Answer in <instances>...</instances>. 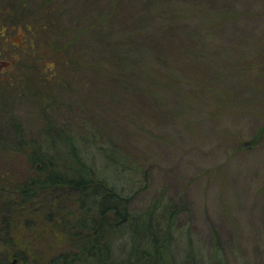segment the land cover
<instances>
[{"label":"rangeland","instance_id":"obj_1","mask_svg":"<svg viewBox=\"0 0 264 264\" xmlns=\"http://www.w3.org/2000/svg\"><path fill=\"white\" fill-rule=\"evenodd\" d=\"M51 2L67 8L58 42L71 41L82 66L48 84L47 107L28 82L5 89L1 140L16 145L17 121L24 140L43 144L47 112L130 209H179L178 250L190 234L208 253L217 231L229 264H264V0ZM108 4L104 28L79 32ZM2 148L1 169L24 179L21 157ZM61 192L70 190L38 199ZM47 233L25 228L14 239L44 248ZM56 247L48 257L65 248Z\"/></svg>","mask_w":264,"mask_h":264},{"label":"trees","instance_id":"obj_2","mask_svg":"<svg viewBox=\"0 0 264 264\" xmlns=\"http://www.w3.org/2000/svg\"><path fill=\"white\" fill-rule=\"evenodd\" d=\"M66 9L51 0H0V99L9 98L5 89H23L28 82L33 96L47 107L48 84L59 72L69 75L80 69L82 61L74 55L71 41L58 42L61 11ZM149 11L153 13L152 8ZM114 12L108 4L79 32L104 28ZM18 34L21 37L15 40ZM25 58L30 60L27 67ZM44 117L43 144L24 140L14 121L12 147V142L1 140L5 135L0 127V148L18 153L24 166L22 180L10 179L9 169L0 167V236L7 238L0 237V264H14L10 257L16 258L15 264H229L217 231L208 253L190 234L178 250L174 234L178 208L165 204L160 210L157 205L140 212L130 209L128 196L95 175L74 137L57 127L49 113ZM55 187L70 192L56 195L54 203L53 197L38 199ZM25 228L40 234L46 229L55 238L46 237L44 248L21 241L19 245L14 237ZM58 242L65 248L48 257Z\"/></svg>","mask_w":264,"mask_h":264}]
</instances>
